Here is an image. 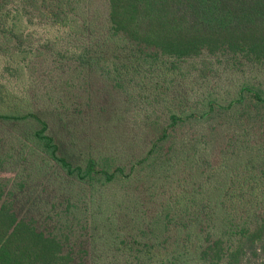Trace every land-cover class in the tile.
Segmentation results:
<instances>
[{
  "label": "trees",
  "instance_id": "obj_1",
  "mask_svg": "<svg viewBox=\"0 0 264 264\" xmlns=\"http://www.w3.org/2000/svg\"><path fill=\"white\" fill-rule=\"evenodd\" d=\"M21 10L0 0V51L16 40L18 55L27 53ZM61 16L55 22L66 28ZM205 54L263 66L264 0H109L100 38L54 55L58 65L101 76L141 108L146 153L81 160L54 131L52 116L6 85L0 122L28 126L32 150L104 196L127 254L264 264V86L245 82L227 101L176 95L179 65ZM6 161L0 158V264H76L65 227L46 234L19 218L1 177Z\"/></svg>",
  "mask_w": 264,
  "mask_h": 264
},
{
  "label": "rangeland",
  "instance_id": "obj_2",
  "mask_svg": "<svg viewBox=\"0 0 264 264\" xmlns=\"http://www.w3.org/2000/svg\"><path fill=\"white\" fill-rule=\"evenodd\" d=\"M13 1L22 9L18 31L27 53L18 55L16 40L3 44L0 85L52 116L54 131L65 135L67 146L81 160L102 153L123 160L144 155L149 137L142 126L144 116L138 112L141 108L127 102L101 76L75 65H58L54 55L80 52L92 39H99L108 23L109 0ZM57 14L67 17L69 26L59 27ZM179 66L183 75L174 82L173 91L193 101L209 95L230 100L245 82L264 86V65L247 64L230 55L205 54ZM28 132L26 125L0 122V158L7 160L1 177L21 220L34 221L46 234L65 227L66 252L76 264H199L194 257L166 260L127 254L117 240L109 202L32 150Z\"/></svg>",
  "mask_w": 264,
  "mask_h": 264
}]
</instances>
